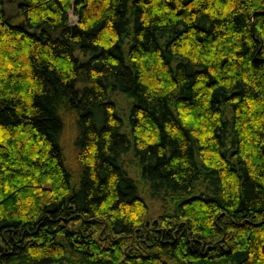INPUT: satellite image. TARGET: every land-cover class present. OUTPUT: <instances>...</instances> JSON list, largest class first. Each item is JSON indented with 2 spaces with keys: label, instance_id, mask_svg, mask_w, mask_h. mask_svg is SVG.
Listing matches in <instances>:
<instances>
[{
  "label": "trees",
  "instance_id": "16d2710c",
  "mask_svg": "<svg viewBox=\"0 0 264 264\" xmlns=\"http://www.w3.org/2000/svg\"><path fill=\"white\" fill-rule=\"evenodd\" d=\"M0 264H264V0H0Z\"/></svg>",
  "mask_w": 264,
  "mask_h": 264
},
{
  "label": "rangeland",
  "instance_id": "374dc122",
  "mask_svg": "<svg viewBox=\"0 0 264 264\" xmlns=\"http://www.w3.org/2000/svg\"><path fill=\"white\" fill-rule=\"evenodd\" d=\"M6 10L8 13H12L15 11V7L11 4H7ZM69 17L71 20L75 19L71 12H69ZM119 101H120L119 106H120L121 110H124L127 107V102L121 98H119ZM71 139H72V132H71V130L68 129L67 131H65V135L63 136L62 143L64 146L67 163L72 167V166H74V162H73V152H72V146H71ZM148 205H149V211L151 213V216H154L159 212V207H157L156 203L149 201Z\"/></svg>",
  "mask_w": 264,
  "mask_h": 264
},
{
  "label": "water",
  "instance_id": "95a60500",
  "mask_svg": "<svg viewBox=\"0 0 264 264\" xmlns=\"http://www.w3.org/2000/svg\"><path fill=\"white\" fill-rule=\"evenodd\" d=\"M83 65V63H79V67H81Z\"/></svg>",
  "mask_w": 264,
  "mask_h": 264
}]
</instances>
